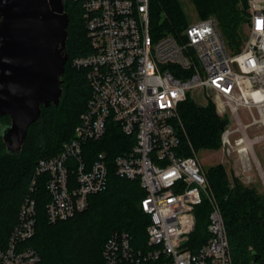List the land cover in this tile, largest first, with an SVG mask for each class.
I'll return each instance as SVG.
<instances>
[{"label":"built area","instance_id":"built-area-1","mask_svg":"<svg viewBox=\"0 0 264 264\" xmlns=\"http://www.w3.org/2000/svg\"><path fill=\"white\" fill-rule=\"evenodd\" d=\"M92 52L74 60L86 70L91 88L87 109L74 137L56 156L40 160L31 188L21 204L9 243L0 250V264H42L27 246L36 231L38 179L46 176L51 224L85 211L89 197L105 191L110 164L104 153L89 159L86 146L102 141L112 127L135 140L114 159L116 175L138 181L146 191L141 208L150 217L148 249H137L128 234H113L105 243L104 264H234L220 206L198 155L180 154V106L191 92H203L229 124L221 149L247 175L262 171L255 147L264 134V0H246L249 22L244 45L230 49L215 17L189 23L180 36L153 37L151 0H75ZM195 101V99H193ZM241 112L252 122L244 123ZM211 207L207 243L196 253L185 246L196 228L195 210Z\"/></svg>","mask_w":264,"mask_h":264},{"label":"trees","instance_id":"trees-1","mask_svg":"<svg viewBox=\"0 0 264 264\" xmlns=\"http://www.w3.org/2000/svg\"><path fill=\"white\" fill-rule=\"evenodd\" d=\"M201 17H215L228 48L237 53L244 45L245 26L249 22L246 0H192ZM69 15L67 53L60 103L43 107L39 119L30 126L20 154H9L0 136V250L9 243L18 222L21 204L30 191L37 163L62 150L74 137L82 113L91 98V88L84 69L73 65L75 59L92 52L81 5L64 0ZM150 30L153 37L180 36L189 26L179 0H151ZM203 20V19H202ZM180 154L188 157L199 151H217L229 124L209 101L205 106L187 99L180 106ZM11 124L9 116L0 117L2 127ZM135 140L112 124L102 141L89 142L86 156L104 153L110 164L108 188L89 197L87 209L74 218L51 224L47 205L50 195L46 176L38 179L33 197L36 200V231L26 245L35 249L42 264H104L103 248L116 233L128 234L133 245L148 249L150 217L141 208L146 191L138 181L116 175L113 162L128 151ZM214 198L221 208L234 264H264V193L256 186L230 179L222 165L206 172ZM211 207L204 202L195 210L196 228L185 248L198 252L208 241Z\"/></svg>","mask_w":264,"mask_h":264},{"label":"water","instance_id":"water-1","mask_svg":"<svg viewBox=\"0 0 264 264\" xmlns=\"http://www.w3.org/2000/svg\"><path fill=\"white\" fill-rule=\"evenodd\" d=\"M68 24L64 0H0V117L11 119L0 136L9 154L22 152L42 108L62 99Z\"/></svg>","mask_w":264,"mask_h":264},{"label":"rangeland","instance_id":"rangeland-1","mask_svg":"<svg viewBox=\"0 0 264 264\" xmlns=\"http://www.w3.org/2000/svg\"><path fill=\"white\" fill-rule=\"evenodd\" d=\"M179 1L189 23H196L199 20L206 18L201 17L198 14L192 0ZM245 30H247V24L245 26ZM229 52L231 54L233 53L231 50ZM189 96H192V98L195 99V102L201 106H205L213 99L212 96L207 98L203 92L199 91L191 92ZM241 114L244 118L243 120L245 124H250L252 122L251 117L247 116L245 112H241ZM247 132L248 135L253 138L254 136L263 135L264 128L260 126H252L247 129ZM255 152L262 165V171L254 170L247 175L243 174L242 171H239L236 168L234 160L226 157L221 148L217 151H199L197 152V155L206 172L213 166L222 165L227 170L230 179L236 178L245 185L256 186L261 192L264 193V142L255 147Z\"/></svg>","mask_w":264,"mask_h":264}]
</instances>
